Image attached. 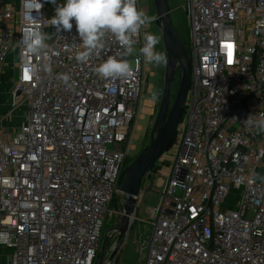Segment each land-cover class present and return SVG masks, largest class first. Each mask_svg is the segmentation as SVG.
<instances>
[{"label":"built area","instance_id":"built-area-1","mask_svg":"<svg viewBox=\"0 0 264 264\" xmlns=\"http://www.w3.org/2000/svg\"><path fill=\"white\" fill-rule=\"evenodd\" d=\"M47 1L0 0V73L13 57L11 104L26 109L12 134L0 130V248L5 264H95L149 72L110 33L84 61L74 24L47 39ZM182 9L189 85L135 249L143 264H264V0ZM33 32L42 52L23 43ZM108 58L130 74L99 76Z\"/></svg>","mask_w":264,"mask_h":264},{"label":"rangeland","instance_id":"rangeland-1","mask_svg":"<svg viewBox=\"0 0 264 264\" xmlns=\"http://www.w3.org/2000/svg\"><path fill=\"white\" fill-rule=\"evenodd\" d=\"M138 9L143 11L145 16L152 18L151 22L147 25L143 26V44H144V36L146 33L153 34L158 37V43L155 45V50L162 52L165 57L166 53L162 47L161 35L159 29L153 23L152 14L154 13V7L152 4V0H136ZM64 3V0L61 1L60 6ZM169 6L173 8L170 13L173 25L183 33L184 38L183 41L185 43L188 42V26L185 19V13L182 9V4L184 0H168ZM57 7L56 4L52 0H48L45 7V14L48 19V24L45 28V36L47 39H52L56 33L57 28L53 25L52 21L55 16V11ZM139 49L133 48L132 53H137ZM7 61L10 63V68L6 70V78L3 80L5 84H8V88L14 83V70L12 69V65L14 63V58L9 56ZM150 69V76L147 79V84L145 86V90L141 97L139 112L135 117V120L132 124V150L128 155L127 163L129 164L142 150V148L147 145L149 141V131L152 127L154 118L156 116L161 94L163 87V75H164V63L161 65H153L147 63ZM175 79L178 81V73L175 76ZM176 89L171 87L170 89V104L173 101L175 96ZM3 103V102H2ZM4 104V103H3ZM8 106V112L10 114L7 115L6 122L1 130L5 131L7 134H12L14 129L18 126L21 119L25 114V107L20 105L13 109L11 103ZM4 111H6V105H4ZM14 125V127H13ZM127 165V164H125ZM124 165V166H125ZM262 171V176H264V164L259 167V171ZM159 187L155 182V177L152 176L150 179H144V182L140 188V198L136 202L135 209V219L133 217L130 226L124 235L121 245L116 253L113 264H143V262L139 259L137 251L135 249L134 238L138 232H143L146 228L147 233L150 232V226L148 224L149 215L147 209L149 207H153L157 204L159 194ZM122 206L121 194L117 192L115 200L110 204V213L106 217L102 229V237L104 235V231L106 229H110L118 224L120 220V209ZM117 236L113 235L107 241V249L113 245ZM101 244V242H100ZM0 248V264H5V250H1ZM97 263V260H96ZM95 263V264H96Z\"/></svg>","mask_w":264,"mask_h":264},{"label":"water","instance_id":"water-1","mask_svg":"<svg viewBox=\"0 0 264 264\" xmlns=\"http://www.w3.org/2000/svg\"><path fill=\"white\" fill-rule=\"evenodd\" d=\"M152 4L153 23L160 31L162 47L166 53L161 99L149 131L147 145L123 168L118 177L116 191L121 194L122 199L120 220L117 225L104 231L96 264H113L122 239L135 217L136 202L140 195L142 181L149 179L150 170L174 138L189 85L190 59L174 28L170 16L173 8L169 6L168 0H152ZM177 71L179 76L176 93L170 104L171 83ZM15 94L18 95V92ZM113 235L117 238L107 249V241Z\"/></svg>","mask_w":264,"mask_h":264},{"label":"clouds","instance_id":"clouds-1","mask_svg":"<svg viewBox=\"0 0 264 264\" xmlns=\"http://www.w3.org/2000/svg\"><path fill=\"white\" fill-rule=\"evenodd\" d=\"M151 19L137 9L136 0H64L57 7L52 23L60 31L71 30L75 25L85 49L77 59L84 61L101 47V37L105 33L113 35L130 54L133 51L132 35ZM44 40V35L33 32L31 39L23 43L29 51L38 53L46 47ZM157 43V36L146 33L139 51L146 63L158 66L166 62V57L155 50ZM95 71L103 78H120L128 76L131 68L125 60L108 58ZM258 126L264 129V120Z\"/></svg>","mask_w":264,"mask_h":264},{"label":"crops","instance_id":"crops-1","mask_svg":"<svg viewBox=\"0 0 264 264\" xmlns=\"http://www.w3.org/2000/svg\"><path fill=\"white\" fill-rule=\"evenodd\" d=\"M10 68V63L6 60L4 65H3V68L1 70V73H0V130L2 129V127H5V123L8 122L7 119H6V113L8 112V106L10 105L9 103H11V97H10V93L13 89V85H11L9 88H8V84H5L4 83V79L6 78L5 74H6V70H8ZM4 104H3V103ZM4 105H6V111L3 110ZM14 127V125H13ZM10 135V134H8ZM4 250V249H3ZM6 252V250H5ZM6 255V253H5Z\"/></svg>","mask_w":264,"mask_h":264},{"label":"trees","instance_id":"trees-1","mask_svg":"<svg viewBox=\"0 0 264 264\" xmlns=\"http://www.w3.org/2000/svg\"><path fill=\"white\" fill-rule=\"evenodd\" d=\"M153 16H154V13L152 14V17H153ZM174 28H175L177 34L179 35L180 40H181L182 44L184 45L186 51L189 52V51H188V47H187L188 42L185 43V42L183 41V38H184L183 33L180 32L175 26H174ZM177 73H178V76H179V71H177ZM171 87H173L174 89L177 88V80H176L175 78H174L173 82L171 83ZM127 160H128V158L126 159L125 164H128V163H127ZM157 166H158V165H157V162H156L155 165L153 166V168L150 170V177H149V179L152 178V173L156 170ZM143 182H144V179H143V181H142V184H143ZM141 186H142V185H141ZM112 202H113V201H112Z\"/></svg>","mask_w":264,"mask_h":264},{"label":"flooded vegetation","instance_id":"flooded-vegetation-1","mask_svg":"<svg viewBox=\"0 0 264 264\" xmlns=\"http://www.w3.org/2000/svg\"><path fill=\"white\" fill-rule=\"evenodd\" d=\"M145 65H146V68L148 69V72H149V75H148V77L150 76V69H149V67H148V65H147V63L145 62ZM148 79V78H147ZM146 84H147V81H146Z\"/></svg>","mask_w":264,"mask_h":264}]
</instances>
